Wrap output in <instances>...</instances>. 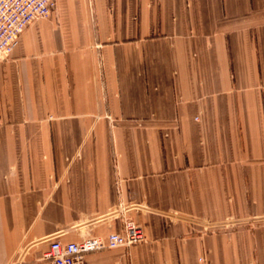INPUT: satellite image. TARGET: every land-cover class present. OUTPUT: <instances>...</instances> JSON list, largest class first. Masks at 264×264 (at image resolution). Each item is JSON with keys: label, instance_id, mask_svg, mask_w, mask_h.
<instances>
[{"label": "crops", "instance_id": "crops-1", "mask_svg": "<svg viewBox=\"0 0 264 264\" xmlns=\"http://www.w3.org/2000/svg\"><path fill=\"white\" fill-rule=\"evenodd\" d=\"M253 219L264 0H57L0 60V264L127 221L84 264H264Z\"/></svg>", "mask_w": 264, "mask_h": 264}, {"label": "built area", "instance_id": "built-area-1", "mask_svg": "<svg viewBox=\"0 0 264 264\" xmlns=\"http://www.w3.org/2000/svg\"><path fill=\"white\" fill-rule=\"evenodd\" d=\"M57 0H0V60L9 59L20 35L35 20L47 19ZM146 241L143 228L127 221L121 232L87 236L80 241H62L60 236L42 240L47 244L45 264H84L88 255L119 248H130Z\"/></svg>", "mask_w": 264, "mask_h": 264}, {"label": "rangeland", "instance_id": "rangeland-1", "mask_svg": "<svg viewBox=\"0 0 264 264\" xmlns=\"http://www.w3.org/2000/svg\"><path fill=\"white\" fill-rule=\"evenodd\" d=\"M106 105H107V101H106ZM139 124H142V123H139ZM262 223H264V220L263 219H253V220H251V222L249 223L250 225L252 224V225H257V224H262ZM233 224H235V223H233ZM43 244V243H42ZM43 245H45V246H47V244H43ZM19 259V258H18ZM17 259V260H18ZM38 259L40 260V256L38 257ZM21 260V259H20ZM37 261V260H36ZM35 261V262H36ZM17 262V261H16ZM15 262V263H16ZM39 262V261H38ZM41 262V261H40ZM13 264V263H12Z\"/></svg>", "mask_w": 264, "mask_h": 264}]
</instances>
